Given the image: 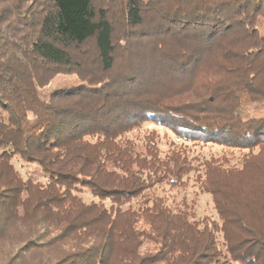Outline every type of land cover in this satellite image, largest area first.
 Wrapping results in <instances>:
<instances>
[{
	"label": "trees",
	"instance_id": "16d2710c",
	"mask_svg": "<svg viewBox=\"0 0 264 264\" xmlns=\"http://www.w3.org/2000/svg\"><path fill=\"white\" fill-rule=\"evenodd\" d=\"M120 1L147 42L117 72L114 25L95 0H0V264H264V198L237 192L264 167V0ZM209 60L219 74L199 76ZM61 72L76 77L41 98ZM144 122L249 150L237 167L200 163L219 223L155 193L195 167L183 144L162 155L152 132L138 151L126 134Z\"/></svg>",
	"mask_w": 264,
	"mask_h": 264
},
{
	"label": "rangeland",
	"instance_id": "374dc122",
	"mask_svg": "<svg viewBox=\"0 0 264 264\" xmlns=\"http://www.w3.org/2000/svg\"><path fill=\"white\" fill-rule=\"evenodd\" d=\"M143 2L145 4L155 3V0H143ZM95 4H97V6L99 7L106 8L107 14L113 22L117 38L116 51L118 53V56L120 57L115 66V71L118 72L119 68L121 67V61L125 58L126 54H132L134 48L140 49L141 45L136 46V43H145L147 41L146 39H142L140 37V35L138 34V28H133L127 25L125 21H123L121 16L122 3L120 0H95ZM149 11H151V9ZM129 48H131V50ZM87 50L88 51L86 57L88 65L95 68L91 61V58L94 57L93 49L91 46H89ZM217 67L218 66L212 60H209L203 67L200 68L201 70L198 72L199 76H202L205 73H211L215 75L219 74L218 70L215 69ZM75 77L76 75L73 73H58L46 86L38 89L41 98L45 99L48 92L57 84L63 83ZM189 81L191 82L189 78L184 79L183 85H187ZM151 132L153 133V136L157 141L158 149L162 155L166 152V150L169 149V147H171V145L183 144L187 149L189 160L191 161L193 167H195V169L190 171L187 176L183 177V181H185V184L183 186L171 187L167 183H161L159 185H155V193L166 197L168 203H170L171 205L177 204L182 199H185L189 203L191 201L194 207L195 218H207L210 220H215L217 223H219L211 195L200 190L198 188L197 181L195 180L197 172L201 171L200 168H202L200 163L204 159H213L215 161L218 160L223 162L224 167H237L241 165L243 159L249 154V150L221 145L216 142L184 141L180 136L174 134L165 125L153 122H144L140 124L137 128H134L133 130L128 132L126 136L134 140L137 145L138 151L144 152V137ZM254 151H256V149H254ZM12 162L22 177H30L37 181L43 180L38 167L34 163L24 162L18 157H13ZM263 177L264 167L262 166L260 169H257L252 166L249 173L246 175V177L243 178L245 180H243V185L240 186L243 189H240V187H238L237 189L239 191L237 192L239 194L244 193L247 196L250 195L257 196V198H264V193L261 192L259 186L260 179H263ZM232 179L235 182L237 180L234 178ZM81 196L85 200H89L91 198L90 194L87 191L81 192ZM239 207L243 206L239 205ZM263 217L264 216L260 218L257 217V219H255L254 221L255 224L261 226V228L262 224L264 225V219H262ZM229 264L241 263L237 261H230Z\"/></svg>",
	"mask_w": 264,
	"mask_h": 264
}]
</instances>
